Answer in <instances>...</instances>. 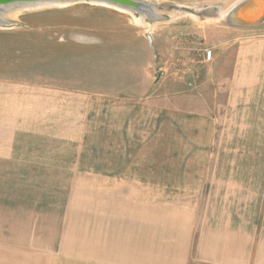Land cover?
<instances>
[{
  "label": "rangeland",
  "instance_id": "1",
  "mask_svg": "<svg viewBox=\"0 0 264 264\" xmlns=\"http://www.w3.org/2000/svg\"><path fill=\"white\" fill-rule=\"evenodd\" d=\"M238 1L161 0L156 6L164 14L173 8L188 14L167 17L151 30L136 23L130 14L90 2L24 10L17 14V19L12 18L11 25L0 28L1 76L18 79L37 76L41 84L53 83L52 77L62 75L71 79L72 93L79 88H86L88 95L95 89L102 92L96 102L102 104V116L97 114L95 118L94 113L88 112L86 126L76 125L70 145L56 144L54 140L49 145L40 144L44 151L52 150L47 154L50 159L38 161V176L0 177L4 179L0 181L1 196L5 189L6 196L14 199V192L19 194L22 189L21 197L15 198L17 203L18 199H24L22 208L7 205L0 208V215L20 216L22 212L24 217L30 216L26 213L28 203L35 204V200L38 203L39 247L23 245L28 249L25 253L29 254L33 248L42 252L53 249L56 253L60 249L68 188L75 191L72 205L77 207L78 199H90L79 196L78 191L93 189L96 181L94 176L78 171L118 167L119 171L137 169L151 174L166 171L174 175L179 166H198V146H192L189 137L199 133H193L196 128L191 125H178L180 118L175 120V115L191 108V97L198 90L212 94L215 113L220 114L228 89L237 87V79L233 77L238 40H254L264 35V24L237 27L224 22L226 12ZM151 32L156 35L152 44L146 39ZM210 47L214 59L203 63L202 52ZM165 114L169 121L157 123L165 119ZM80 130L82 134L86 131L81 145L76 142ZM202 130L200 135L210 138L198 147L203 150V157L208 154L207 166L221 167L223 151L239 145L223 142L221 125L209 128L208 134ZM238 130H231L232 141ZM181 151L188 156H180ZM193 151L196 156L190 159ZM20 165L24 168L27 163L19 162L13 167ZM173 175L144 177L155 187L151 191L152 211L160 205L159 200H164L161 211L166 210L167 216L175 214L176 199L183 193L173 186L176 178ZM21 226L25 230L23 225L18 228ZM22 237L30 242L29 234L23 232Z\"/></svg>",
  "mask_w": 264,
  "mask_h": 264
},
{
  "label": "crops",
  "instance_id": "2",
  "mask_svg": "<svg viewBox=\"0 0 264 264\" xmlns=\"http://www.w3.org/2000/svg\"><path fill=\"white\" fill-rule=\"evenodd\" d=\"M148 34L152 44L156 35ZM238 41L233 77L237 87L228 89L221 113H215L212 94L198 90L191 94V108L175 115V120L180 118L178 125H191L196 128L192 132L199 133L189 137L192 146L210 141L209 135H200V129L208 134L209 128L218 125L226 145H239L223 151L221 167H208L207 152L203 157V150L197 147L198 166H179L174 175L119 171L118 167L78 171L96 181L93 189L78 191L79 196L90 199H78L77 207L72 205L75 191L68 188L58 252L33 248L32 256L25 253L28 249L23 245L37 248L40 243L35 200L27 205L30 216L24 217L22 212L20 216L0 215V264H264V35ZM209 49L212 57L205 60L202 52L203 63L214 59L213 48ZM52 79L53 83L40 84L37 76L0 75V177L38 176V161L50 159L47 154L52 150L44 151L41 143L49 145L54 140L70 145L72 131L77 124L86 126L88 112L95 118L102 116V104L96 103L101 91L95 89L88 95L86 88H79L72 93L70 78L59 75ZM167 120L165 114L157 123ZM236 128L238 134H233L232 141L231 130ZM82 132L76 139L80 145L86 131ZM180 156L188 154L181 151ZM189 156L196 154L193 151ZM25 161L24 168L13 167ZM151 175L176 177L172 184L183 194L176 199L174 215L161 211L164 200L152 211L155 187L144 178ZM127 176L139 178H121ZM2 191L0 208H22L24 199L17 203L15 198L21 197L22 189L19 194L14 192V199ZM23 232L30 235V242L22 237Z\"/></svg>",
  "mask_w": 264,
  "mask_h": 264
},
{
  "label": "water",
  "instance_id": "3",
  "mask_svg": "<svg viewBox=\"0 0 264 264\" xmlns=\"http://www.w3.org/2000/svg\"><path fill=\"white\" fill-rule=\"evenodd\" d=\"M51 1H79V0H0L1 8L8 5L17 4H34L39 2ZM89 2H104L111 5H119L132 9L135 13H143L147 17H159L155 12L154 6L147 1L143 0H81ZM261 3V4H260ZM264 0H239L235 3L225 14L224 22L231 26L246 27L255 26L264 23ZM8 20L0 15V24H8ZM151 43V37L146 35Z\"/></svg>",
  "mask_w": 264,
  "mask_h": 264
},
{
  "label": "bare ground",
  "instance_id": "4",
  "mask_svg": "<svg viewBox=\"0 0 264 264\" xmlns=\"http://www.w3.org/2000/svg\"><path fill=\"white\" fill-rule=\"evenodd\" d=\"M143 1H147L150 4H152L154 6L155 12L159 15V17H151L150 18V17H147L143 13H135L134 11H132V9H129L127 7H122V6H119V5H111V4H108V3L96 2V1L95 2H90V3L109 6V7H112L114 9H117V10H119L121 12L130 14V15H132L134 17L136 23H139V24H142V25L145 24L149 28V30H151V28H153V26L156 23H158V22H160L162 20H166L167 17H170V18L174 17L175 18L176 16H179V15L188 14L187 11L184 12L180 8H173V9H170L168 11L165 10L166 14H164L163 9L161 10V9L158 8V6H156L158 3L161 2V0H143ZM77 2H89V1H81V0L75 1V2L74 1H51V2H39V3H34V4H17V5L5 6V7L1 8L0 15H1L2 18L8 20L10 23H8V24H0V28L3 29V28H6L7 26L11 25L13 23L12 18H16L17 14L19 12H21V11L34 10V9H39V8H43V7H48V6H61V5L63 6V5H69L71 3H77ZM262 4H264V3H262ZM163 7H166V6H163ZM207 11H209V10H207ZM216 14L217 13L215 11L214 15H216Z\"/></svg>",
  "mask_w": 264,
  "mask_h": 264
},
{
  "label": "built area",
  "instance_id": "5",
  "mask_svg": "<svg viewBox=\"0 0 264 264\" xmlns=\"http://www.w3.org/2000/svg\"><path fill=\"white\" fill-rule=\"evenodd\" d=\"M203 53H204V58H205V60H210L211 59V57H212V51H211V49H205L204 51H203Z\"/></svg>",
  "mask_w": 264,
  "mask_h": 264
}]
</instances>
